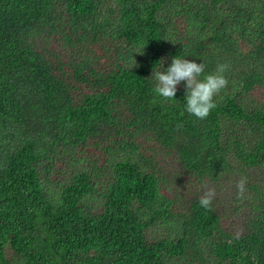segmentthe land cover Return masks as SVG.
<instances>
[{
	"label": "trees",
	"instance_id": "1",
	"mask_svg": "<svg viewBox=\"0 0 264 264\" xmlns=\"http://www.w3.org/2000/svg\"><path fill=\"white\" fill-rule=\"evenodd\" d=\"M189 2L0 0V264H264V214L199 205L264 206V0ZM175 56L228 65L205 119L154 92Z\"/></svg>",
	"mask_w": 264,
	"mask_h": 264
},
{
	"label": "clouds",
	"instance_id": "2",
	"mask_svg": "<svg viewBox=\"0 0 264 264\" xmlns=\"http://www.w3.org/2000/svg\"><path fill=\"white\" fill-rule=\"evenodd\" d=\"M204 68L203 63L198 64L175 56L166 69L152 71L151 77L155 81L154 92L165 100H172L177 91V85L183 81L186 89V112L198 119H205L211 110L217 107L213 97L228 84L224 76L228 65L218 64L214 73L203 76L201 79ZM245 183L246 177L236 183L238 198L244 195ZM214 196L215 190L208 189L199 199L200 207L211 210Z\"/></svg>",
	"mask_w": 264,
	"mask_h": 264
},
{
	"label": "rangeland",
	"instance_id": "3",
	"mask_svg": "<svg viewBox=\"0 0 264 264\" xmlns=\"http://www.w3.org/2000/svg\"><path fill=\"white\" fill-rule=\"evenodd\" d=\"M208 1V5H209ZM199 3H202V0H191V2L187 3L190 8L196 7ZM182 9V8H181ZM223 14V13H222ZM245 45V44H244ZM246 46V45H245ZM247 105V109H254V108H261L264 109V94H261L260 91L252 92L250 95L246 97L245 101ZM253 177L258 178V180L264 178V171L256 170L251 171ZM215 190V196L219 203L220 213L222 215V225L224 229H227L231 233H239L241 230L245 229V221H244V214L248 212L246 206L250 208V215L257 217V215L264 214V206L262 208H258V198L256 200H245L244 197L247 196L244 193L242 198L240 199L241 203H244L245 208L242 210V214L240 213L241 210L239 208V204L236 202L238 199L236 183H226L223 185L219 184H212L206 183L203 189V193H205L208 189ZM157 231H153L156 236L161 234H167L171 231L167 227H158ZM152 234V232H151ZM11 256V252H10Z\"/></svg>",
	"mask_w": 264,
	"mask_h": 264
}]
</instances>
